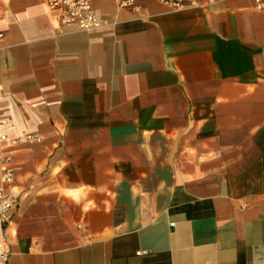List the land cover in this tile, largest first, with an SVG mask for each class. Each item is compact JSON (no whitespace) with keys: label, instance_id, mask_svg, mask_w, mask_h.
Returning a JSON list of instances; mask_svg holds the SVG:
<instances>
[{"label":"crops","instance_id":"obj_1","mask_svg":"<svg viewBox=\"0 0 264 264\" xmlns=\"http://www.w3.org/2000/svg\"><path fill=\"white\" fill-rule=\"evenodd\" d=\"M91 1L0 0L7 264H264V10Z\"/></svg>","mask_w":264,"mask_h":264},{"label":"built area","instance_id":"obj_2","mask_svg":"<svg viewBox=\"0 0 264 264\" xmlns=\"http://www.w3.org/2000/svg\"><path fill=\"white\" fill-rule=\"evenodd\" d=\"M169 11L179 12L184 10H205L210 6L223 3L228 0H157ZM47 10L53 15L58 25L73 26L80 31L99 30L105 25V20L96 13L91 0H44ZM131 7L135 10L139 6L134 0L120 1L118 8ZM254 8L264 10V0H254ZM4 36L0 29V39ZM4 122H0V132ZM0 139L5 136L0 134ZM20 139H12V145H16ZM31 140L30 136L26 137ZM14 171L12 156L0 149V264H7L10 249L5 236L6 228L11 224L18 208V197L13 186Z\"/></svg>","mask_w":264,"mask_h":264}]
</instances>
